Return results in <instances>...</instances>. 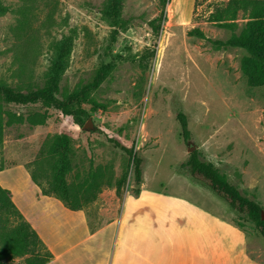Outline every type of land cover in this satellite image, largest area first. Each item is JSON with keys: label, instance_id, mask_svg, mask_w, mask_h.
<instances>
[{"label": "rangeland", "instance_id": "374dc122", "mask_svg": "<svg viewBox=\"0 0 264 264\" xmlns=\"http://www.w3.org/2000/svg\"><path fill=\"white\" fill-rule=\"evenodd\" d=\"M2 1L9 9L0 14V84L23 92L45 87L54 46L65 38L71 40V52L57 81L56 97L82 89L106 64L113 69L81 104L87 112L83 124L53 106L0 98L4 122L0 170L18 164L35 169L42 148L65 130L71 146L68 181L73 188L82 194L92 173L103 174L97 199L84 207L95 228L101 220L118 215L124 195H133L135 188L130 156L109 141L114 138L143 157L148 187L234 213L232 219L243 223L251 235L250 254L264 261V240L254 231V223L182 166L190 156L189 147L196 145L207 161L264 208V86L250 87L243 75L246 50L215 49L188 33L199 27L212 39H228L230 30L208 20L214 6L228 0H169L164 7L161 0H119L118 5L113 0ZM163 8L166 20L156 35L150 20ZM238 21L240 30L246 21L242 13ZM180 111L188 116L189 141L181 134ZM36 112L48 115L44 124L13 119ZM124 174L121 199L108 182ZM4 223L10 228L16 220L11 217ZM27 256L3 261L18 264ZM64 263L92 264L86 256H64L53 264Z\"/></svg>", "mask_w": 264, "mask_h": 264}, {"label": "trees", "instance_id": "16d2710c", "mask_svg": "<svg viewBox=\"0 0 264 264\" xmlns=\"http://www.w3.org/2000/svg\"><path fill=\"white\" fill-rule=\"evenodd\" d=\"M168 1L161 0L163 7ZM113 2L118 5L119 0H113ZM8 9L0 0V14H4ZM241 13L246 21L239 30L238 20ZM164 20H166L164 8L159 16L150 20V25L156 35L160 34ZM208 20L218 27L230 30L232 35L226 40L212 39L199 27L189 30V35L209 41L215 49L239 47L246 50L247 55L241 61L243 75L250 87H263L264 0H228L226 3L215 5L208 16ZM18 37L20 36L18 35ZM70 52L71 40L69 38H65L54 46V56L50 68L51 78L45 87L23 92L11 86L0 84V98L13 104L35 105L41 103L46 106H53L64 115L73 117L76 123L83 124L87 112L80 107L81 104L100 87L111 73L113 66L111 64L102 66L92 82L60 99L55 95L57 81L67 66ZM149 53L151 56L155 55V51ZM142 65L147 67L146 63H142ZM13 119L18 122L28 121L32 125H40L47 121L48 115L36 112L26 118L20 115ZM178 120L183 139L189 141L192 138V133L189 128L188 116L180 111ZM3 127L4 122L0 117V137ZM109 141L130 156L135 183L133 195L138 196L144 182L143 157L138 155L133 148L123 145L119 140L109 138ZM70 152V138L68 133L63 130L59 136L52 142L46 143L42 148V159L37 162L35 169L28 170L33 181L41 188L42 194L58 198L71 210H81L97 199L98 193L101 191L100 182L103 174L100 171L92 173L84 181L83 193L80 194L78 189L75 190L68 181V174L72 171ZM182 166L188 169L195 180L223 198L237 214L248 217L254 223V231L264 240V219L262 217L264 208L259 202L244 194L215 163L207 161L199 148L190 152L189 158ZM126 182L127 174H124L114 182L109 181L108 186H113L116 195L122 199ZM11 217H14L16 223L7 228L4 222ZM235 223L244 229L243 223ZM25 255L29 256L25 258L24 262L18 264H48L53 257L37 230L14 203L10 189L0 184V264H8L3 261L4 259L14 262L16 257Z\"/></svg>", "mask_w": 264, "mask_h": 264}, {"label": "crops", "instance_id": "0c3cea01", "mask_svg": "<svg viewBox=\"0 0 264 264\" xmlns=\"http://www.w3.org/2000/svg\"><path fill=\"white\" fill-rule=\"evenodd\" d=\"M0 184L53 254L48 264L64 256L92 264H264L250 254L251 235L234 213L144 182L138 196L124 195L118 215L95 228L85 208L42 194L23 165L0 170Z\"/></svg>", "mask_w": 264, "mask_h": 264}, {"label": "water", "instance_id": "95a60500", "mask_svg": "<svg viewBox=\"0 0 264 264\" xmlns=\"http://www.w3.org/2000/svg\"><path fill=\"white\" fill-rule=\"evenodd\" d=\"M189 144H190V142H189ZM196 148H197L196 145L190 146V147H189V152L194 151ZM262 217H263V219H264V211L262 212Z\"/></svg>", "mask_w": 264, "mask_h": 264}]
</instances>
